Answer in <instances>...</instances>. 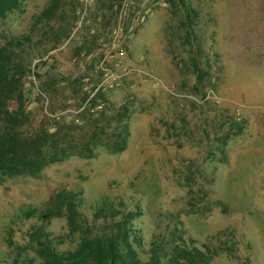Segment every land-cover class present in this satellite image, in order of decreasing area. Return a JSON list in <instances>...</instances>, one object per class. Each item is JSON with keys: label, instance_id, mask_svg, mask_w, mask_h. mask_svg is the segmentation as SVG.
Returning <instances> with one entry per match:
<instances>
[{"label": "rangeland", "instance_id": "obj_1", "mask_svg": "<svg viewBox=\"0 0 264 264\" xmlns=\"http://www.w3.org/2000/svg\"><path fill=\"white\" fill-rule=\"evenodd\" d=\"M51 2L0 19V46L23 43L31 127L125 105L128 135L119 151L0 171V264L31 259L42 230L75 246L64 214L22 212L61 190L89 222L138 212L143 260L157 241L208 248V264H264V0H59L42 16Z\"/></svg>", "mask_w": 264, "mask_h": 264}, {"label": "trees", "instance_id": "obj_2", "mask_svg": "<svg viewBox=\"0 0 264 264\" xmlns=\"http://www.w3.org/2000/svg\"><path fill=\"white\" fill-rule=\"evenodd\" d=\"M178 2L185 5L184 0ZM19 6L20 0H0V19ZM58 6L59 0H52L42 16L50 18ZM22 45L19 40L0 46V171L10 175L35 173L71 155L90 157L100 148L121 150L128 135L125 105L109 116L100 113L95 117L86 110L77 125L63 118L50 122V128L45 124L31 127L23 89L27 62L19 53ZM107 202L103 200L97 207L96 218L99 212L105 211ZM80 204L73 190H61L45 209L22 210L26 215L38 213L43 219L64 214L68 236L78 239L73 248L59 250L47 232L42 230L41 236L33 233L34 256L23 264H208L212 256L208 248L203 251L172 246L167 251L160 242L154 241L148 259L143 260L139 250L141 239L132 227L138 212L105 213L102 221L95 223L83 217Z\"/></svg>", "mask_w": 264, "mask_h": 264}]
</instances>
